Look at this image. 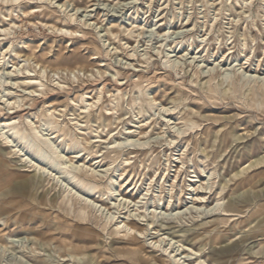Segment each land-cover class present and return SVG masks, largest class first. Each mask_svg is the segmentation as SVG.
I'll return each instance as SVG.
<instances>
[{
	"label": "rangeland",
	"instance_id": "1",
	"mask_svg": "<svg viewBox=\"0 0 264 264\" xmlns=\"http://www.w3.org/2000/svg\"><path fill=\"white\" fill-rule=\"evenodd\" d=\"M90 1L72 0V3H67L64 8L72 13H77L74 11L75 6L80 8L77 16L82 23L70 22L66 14L57 8L58 4L55 5V0L53 4L49 2L42 9L33 11H30V8L36 7L39 4L38 0H23L20 3L29 4L30 8L27 12H32L27 18H20L18 12L8 17L7 6L0 3V28L12 27V41L14 44L22 43L21 46H23L19 44L18 52L29 57L35 55L42 66L73 68L77 63L74 58L76 55H79L77 59L81 61V64H87L92 55L98 54L100 61L103 59L104 64L112 66L119 72L116 78L113 71H108L103 79L98 76V79L95 77L90 79L91 82L84 84L85 87L93 90L99 87L100 82L104 83L107 105H111L108 96L114 91H119L121 121L117 120L118 115L111 116L107 125L99 129L103 137L113 132L116 135L115 138L123 139L125 137H121L119 133L132 128L131 126L135 123L149 120L152 115L156 119L159 118L160 112L157 109L151 110L148 106L153 98L163 105H170V102L174 100L177 106L176 113L180 112V116L186 119L189 129H187V137L191 139L188 146V150H191L184 156L185 166L182 168L180 164L173 162V160L179 162V156L182 154L180 151L186 150L185 144L179 145V149L174 152L167 151L168 145L165 140L169 134L158 135L157 131L147 142L146 149L124 150V152L108 154L105 163L112 166H110V174L119 167L121 171L127 170L123 180H128L130 188L137 186V189L129 196L131 201L138 200L141 191L151 187L152 195H149L142 205L145 207L142 211L147 217H151L154 207H157L159 224L163 227H168L166 219L174 217L177 213V211L166 212V205L172 195L173 209L180 208L185 211L187 197L185 194L189 193L188 186L191 184L188 180L196 176L195 172L201 176V180L210 182L214 187L212 193L208 194L211 206L216 205L218 198L216 192L225 188L222 193V207L235 202H239L244 210H248L245 209L248 205L251 207L243 216L232 218L226 222L225 226L207 235L203 243H196L191 247L197 251L202 248L201 244H204V259L208 264H214L212 258L217 257L231 258L228 264H264V165L246 169L244 173L234 177L242 168L255 160L261 159L264 162V98L260 95L252 96L248 87L243 88L237 82L235 88L233 85L232 91L225 84L220 88L222 93L220 91L218 94L209 93L205 90L207 79L193 84L190 78L191 69L195 64L199 65L200 70L205 73H208L211 68L214 73L221 74L230 69L228 73L233 75V72L240 69L238 75L242 77L243 72L247 70L255 71L257 65H259L257 72L261 75L264 73V0H210L209 4H206L208 0H138L137 2L135 0H100L92 8L95 10L93 13L88 14L90 10L84 13L85 7L93 5ZM8 19H12L16 26L14 27ZM161 19L163 20L160 21ZM85 21L91 24L90 28L86 29L83 25ZM47 22L60 27L63 25L78 27L87 34L86 45L84 47L81 45L80 34H78L79 37L73 36L75 37L73 38L49 32L44 27ZM109 23H119L129 29H133L134 24L139 29H144L145 35L142 42L139 45L129 42V46L136 47L139 58L146 52H150L153 59L148 64L136 62L137 64H134L138 67H131L133 71H129L127 67L131 62L127 57L128 45H124L128 40H125L124 44H115L116 47L122 48L119 54L113 55L115 46L110 45L113 42L107 40L104 32V25ZM20 25L25 27L18 28L17 26ZM164 31H168L167 37H163ZM180 40H184L183 46H180L182 49L179 47L181 51L190 53L189 44L193 45L194 51L196 48L201 50L204 47L206 50L202 56L193 54L185 57L184 66L191 65L187 69V75L184 72L176 73L172 69H167L162 61V55L158 57L157 54L161 47L160 52L166 56L172 51L166 45ZM201 43H203L202 46ZM106 49L113 53L112 58L105 56ZM229 52L231 58L226 62L222 61V56L227 57ZM170 55L176 56V54ZM174 59L177 60L176 57ZM140 60L145 62L141 58ZM247 62L248 65L244 68L249 65L251 68L241 69L240 64ZM230 63H232V69L228 68ZM30 64L33 62L31 61ZM5 78L6 76H3V80ZM117 78L121 82H118ZM68 84L75 92H79L80 83L76 81L72 83L68 79ZM120 84L123 85L120 86ZM55 92L59 93L60 98L53 100V106L61 107L66 103L64 99L66 95L58 90ZM135 99L138 106L133 104ZM40 101L42 102L41 98L32 114L44 115ZM30 104L33 102H29ZM139 108L142 110L141 115H138ZM65 114L66 122L70 123L74 112L68 108ZM34 116L32 115L31 118L34 119ZM5 118L1 115L0 121L6 120ZM34 121L37 125L40 124V118ZM174 127L175 125H172V128ZM18 130L30 134L27 118L21 117ZM68 138H73V133L69 132ZM64 147L65 153L68 154L73 149L80 150L77 145L66 148V144L63 143ZM204 150L206 153L203 152ZM125 154L128 155L125 156ZM126 158H131V164L128 166L124 161ZM102 169L104 168L97 170ZM23 171L24 168L18 159L7 156L6 149L0 142V228L17 235L19 239L25 238L28 245L31 243L29 239L36 237V247L49 264H65L63 259L71 260L70 264H87L92 259L100 260L99 264H145L135 256L118 255L117 251H122V246L115 245L107 234L101 232L100 223L94 217L83 221L78 215V206H73L75 211L71 214L62 208L64 196L62 190L59 191L60 188H56V181L47 180L43 176L35 178L33 173ZM212 172L215 175L209 178L208 174ZM121 173L119 170L117 175ZM6 174H10L14 179L5 180ZM244 179L248 181L242 185L241 181ZM106 181L104 180L105 183L100 185L104 193L108 188ZM138 189H140L139 192H137ZM161 198L162 201H160ZM112 199L110 198L109 203L119 205L115 198ZM259 205L262 206L255 210ZM189 207L190 212H183L181 216L183 218L180 224L178 223L180 229L166 231L168 235L165 237L168 240L174 237L173 234L187 236L201 229L202 224L215 219H206L199 214L205 208L200 210L192 204H189ZM135 209L130 207L131 214L134 216L138 214ZM108 213L107 210L102 211L103 218L105 215L108 216ZM171 213L174 216L171 217ZM121 216L117 214V217ZM258 236L262 238H256ZM151 238L148 237L149 240ZM177 240L178 238L175 237L168 248L166 247L168 253L172 250L169 249L171 246L172 248L178 246L175 244ZM150 242L145 243L146 252L156 257L159 264H171L168 254L162 251L155 252L150 248ZM166 242L163 243L164 247L170 241ZM74 249L76 253L84 255L82 260L80 258L73 260L69 257L59 259L60 256H65ZM15 259L11 252L0 248L2 264H13ZM59 260H61L60 263ZM148 264H154L151 258H148Z\"/></svg>",
	"mask_w": 264,
	"mask_h": 264
},
{
	"label": "bare ground",
	"instance_id": "2",
	"mask_svg": "<svg viewBox=\"0 0 264 264\" xmlns=\"http://www.w3.org/2000/svg\"><path fill=\"white\" fill-rule=\"evenodd\" d=\"M22 1L23 0H0V3L7 6L8 17H11L14 12H18L20 18H27L29 14H32V12H27L30 5L25 3L21 4ZM53 1L54 0H38L39 4H37L36 7H31L30 11H33L34 9L40 10L49 2L50 4H53ZM55 1V5L58 4L57 8L66 14L70 22H81L77 16L80 8H77V6L74 5V11L77 13H72L71 11L67 12V8L64 9L67 6V3H72V0ZM99 1L100 0H91L90 3L93 5L85 7L84 13H87L88 10H90L88 14L93 13L95 10L92 8ZM135 1L137 2L138 0ZM209 3L210 0L206 2V4ZM162 20L163 19L160 21ZM8 21H10L11 24H14L12 19H8ZM88 21H85L83 24L86 29L87 27H91V24H89ZM102 24L103 23H101V25ZM15 26L16 25L14 24V27ZM133 26V29H129L123 27V25H120L119 23H109L104 25L105 37L108 41L113 42V44L110 45L115 46V48H113L115 53L113 54L106 49L105 56L110 58L112 54H119L122 47H116L115 44L123 43L125 40H128L126 44H123L128 45L127 57L131 62L127 67L129 71H133L131 70V67H138L134 63L139 62V64H148V62L153 59V55H151L150 52H146L144 55L140 56V58L145 61L142 62L138 56V50L136 47L133 45L129 46V42H134V44L139 45L145 35L144 29H139V27H136L134 24ZM17 27L23 29L25 25ZM44 27L49 32L60 34L61 36L79 37L78 34H80L81 45L84 47L87 43V34L82 32L78 27L73 28L69 25H63V27H60L57 24H50L48 22L44 24ZM12 29V27L0 28V117L1 115L4 118L7 117L5 118L6 120L0 121V142L3 145V148L6 149V155L14 156L18 159L22 168H24L23 172L33 173L35 178L37 176H43L47 180L53 182L56 181V188L59 187V191L62 190L64 196L61 207L71 214L75 211H73V206H78V215L83 221L90 219V217H94L100 223L101 232L107 234V236L113 240L115 245L122 246V251L116 250L118 255L123 254L131 257L135 256L145 264H148V258H151L154 264H159L156 257H152L146 252L145 243L151 241L150 248L154 249L155 252L162 251L165 254H168L171 264H208L204 259L205 245L201 244L202 248L197 251L191 246L196 243H203L207 235L225 226L226 222L232 218L243 216L245 212H248L251 207L250 205L245 207V209L248 210L242 209L239 202L231 203L222 207V193L225 190L224 188L221 191L216 192V196H218L216 199V205L211 206L209 204L210 198L208 197V194L212 193V188L214 187L210 182L206 183L205 180H201V176L195 172L194 174H196V176H192V179L188 180L191 184L188 186L189 193L185 194L187 196L185 198V211L180 208L179 210L173 209L174 206L171 204L173 198L172 195L171 200H169L166 205V212L174 213L177 211V213L175 216L171 213V217H174L167 218L166 224L168 227H163L159 224L160 219L157 214V207H154L151 217H147L142 211L145 208L142 205L148 199L149 195H152L150 194L152 188L149 187L148 189L146 188L144 191H141L140 198H138V200L132 199L131 201L129 196L137 189V186H132L130 188L131 185L128 183V180H123V176L127 170L123 169V171H121V168L119 167L110 174L111 165L105 163L107 155L110 153L115 154L118 151L124 152V150L139 151L146 149L148 145L147 142L153 137L155 132L158 131V135L169 134V137L165 140L168 145L167 151L174 152L179 149V145L185 144L184 148L186 147V150L183 149L180 151L182 154L179 156V162L173 160L174 163L180 164L183 168L185 166L184 156H186L191 150H188L191 139L187 137L189 129L187 128L188 125L186 124V119L183 116H180V112L176 113L177 106L175 105L174 100L170 102V105H163L153 98L148 103V106L151 110L157 109V111L160 112L159 118L156 119L152 115L149 120L135 123L134 126H131L132 128H127L124 133H119L121 137H125L123 139L115 138L116 135L113 132H109L103 137L104 135L99 129L107 125L111 116L118 115L116 118L118 121H121L119 115V91H114V93L112 92L113 94L109 93L110 96L108 97L111 105H107L104 94V83L100 82L99 87L96 89L93 88V90L85 87L84 84L89 81L91 82L90 79L97 78L98 76L103 79L108 71H113L114 77L116 78L118 77L119 72L112 66L104 64L103 59L100 61L98 54L92 55L87 61V64H81V61L79 62L77 59L79 55H76L74 58L77 63L73 68H51L42 66L35 55L29 57L27 55H21V52H18V47H20L22 43H19L20 46L19 44H14V41H12L11 38ZM168 31L163 32V37H167L169 34ZM121 36L124 39H122ZM125 37H127V39H125ZM4 41H6V43H4ZM243 41H245V38ZM183 42L184 40L177 42L174 41L169 45H166L172 50L171 52H168L166 56L160 52L161 47L157 54L158 57L162 55V61L167 69H172L176 73L184 72L185 75H187V69L191 67V65L189 66L188 64V66H184L183 61L185 57L193 54H196V56H202L206 50L204 47L201 50L200 48H196L194 51L193 45L189 44L190 53L187 51H181L182 48L180 46H183ZM202 45L203 43H201V46ZM179 47L181 49H179ZM170 54H176V56ZM230 55L231 53L227 55V57L223 55L222 61H228V59L231 58ZM177 56L180 57L178 58ZM174 57H176L177 60H173ZM31 61L33 64H30ZM216 61L217 60H215V62ZM9 65L11 66L9 67ZM195 65L191 69V81L193 84H198L203 81V79H207L205 90L209 93L218 94L221 86L225 84H227L229 90L232 91L231 89L233 88V85L235 88V83L237 82L242 85L243 88L248 87L252 96L260 95L264 98V73L261 75L257 72L259 65H257L258 67L255 71L248 72L247 69L250 65L249 67L244 68L248 65V62L240 64L241 69L247 70L245 72L242 71L244 73L242 77H240L241 75H238L240 69L235 72L232 71L233 75L228 73L230 69L221 74L214 73L211 68L208 73H205L200 70L199 65ZM231 65L232 63L229 64L228 68H231ZM49 69L50 71L48 72ZM3 76H6L4 80ZM68 79L70 82L72 81V83H75L76 81L81 84L79 92H75V90L70 87ZM116 80L121 82L119 78ZM122 85L123 84H120V86ZM56 90L61 91L66 95L64 96L66 103L61 107H55L52 103L53 100H58L60 98L59 93L55 92ZM224 93H226V91ZM39 98L42 100V102L40 101L42 103L41 110L44 111V115L42 116L32 114V112L36 110L37 105H39ZM29 102H33V104L29 105ZM133 104L134 106L137 105V99L133 101ZM68 108L74 112L73 119H71V122L69 121L70 123H67L65 119V113ZM141 114L142 110L139 108L138 115ZM32 115H35L34 119L31 118ZM21 117H25L29 120V135L18 130ZM38 118H40L39 125H37L38 120H36L37 123L34 121ZM172 125H175V127L172 128ZM174 129L176 130L173 131ZM69 132L73 133V138H68ZM63 143L66 144V148L77 145L80 150L73 149L71 153H65L66 149L65 147L63 148ZM203 152L206 153V150ZM127 155L128 154H125V156ZM93 156L96 157L93 158ZM89 157L91 158L87 161ZM124 161L127 166L131 164V158H126ZM263 165L264 162L261 159H257L242 168L234 175V177L244 173L246 169L263 167ZM99 168L104 169L98 171L97 169ZM119 170L122 173L117 175ZM113 174L116 175L113 176ZM214 175L215 173L212 172L208 174V177L211 178ZM4 178L7 181H12L14 179L10 174H6ZM104 180H107L106 183H108L106 193L100 188V185L105 183ZM247 181V179L242 180V185ZM172 187H174V185ZM139 190L140 189H138L137 192H139ZM121 192L124 193V195ZM107 195L108 197L105 198ZM110 198H115L116 203L119 202V205L109 203L111 201ZM107 200L109 201L107 202ZM160 201H162V198ZM189 204L198 207L200 210L205 208L203 212L199 213L204 218L215 219H213L212 222H207L204 225L202 224L203 227L201 229L187 236H175L173 234L174 237H172L171 240H168L165 237V235H168V232L166 231H171L177 228L180 229L178 223L181 221V218H183L181 217L183 212L186 213L189 211ZM261 206L262 205L257 206L255 210L259 209ZM130 207H133L134 209L136 208L135 210L138 214H135V216L132 215ZM106 210L109 212L108 216L105 215V218H103L102 211ZM125 210L128 211L125 212ZM117 214L124 216L117 217ZM162 224H165V222H162ZM2 227H4L3 224ZM237 234L238 233H236V235ZM148 237L152 238L149 240ZM175 237L178 238L175 242L178 246L174 248L171 246L169 249L172 250L168 253L167 248ZM259 237L262 238V236L256 238ZM29 241L31 243L28 245L25 242V238L19 239L17 235L8 232L6 229L0 228V248L11 252L13 256L16 257L13 264H49L45 256L42 255L36 247L37 238L31 237ZM166 241L170 242L164 247L163 243H167ZM172 245L174 246L173 243ZM175 252H179L180 254H176ZM63 257H69L73 260L80 258V260H82L84 255L76 253V250L74 249L69 254L60 256L59 259ZM183 259L184 261H182ZM212 259L214 264H228L231 258L217 257ZM60 261L61 260H59V263ZM70 261L71 260L63 259L65 264H70ZM99 263H101V261H95V259L87 262V264ZM0 264L2 263L0 262Z\"/></svg>",
	"mask_w": 264,
	"mask_h": 264
}]
</instances>
